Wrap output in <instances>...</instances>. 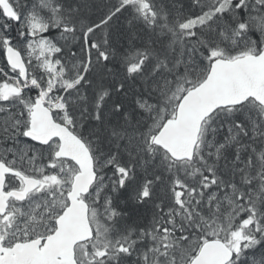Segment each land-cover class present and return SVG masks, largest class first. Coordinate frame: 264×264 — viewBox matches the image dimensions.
<instances>
[{
	"label": "snow or ice",
	"instance_id": "6c2138e0",
	"mask_svg": "<svg viewBox=\"0 0 264 264\" xmlns=\"http://www.w3.org/2000/svg\"><path fill=\"white\" fill-rule=\"evenodd\" d=\"M0 264H264V0H0Z\"/></svg>",
	"mask_w": 264,
	"mask_h": 264
}]
</instances>
